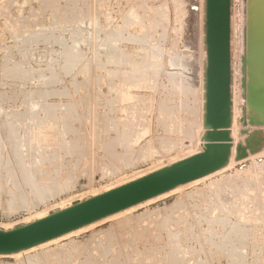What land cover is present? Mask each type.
Returning <instances> with one entry per match:
<instances>
[{"label": "rangeland", "instance_id": "obj_1", "mask_svg": "<svg viewBox=\"0 0 264 264\" xmlns=\"http://www.w3.org/2000/svg\"><path fill=\"white\" fill-rule=\"evenodd\" d=\"M202 19L203 0H0V229L202 151ZM244 28L232 0L225 167L0 264H264V145L234 159Z\"/></svg>", "mask_w": 264, "mask_h": 264}, {"label": "water", "instance_id": "obj_2", "mask_svg": "<svg viewBox=\"0 0 264 264\" xmlns=\"http://www.w3.org/2000/svg\"><path fill=\"white\" fill-rule=\"evenodd\" d=\"M231 8L232 0H203L202 151L115 189L74 202L40 220L10 230L0 229V255L61 237L228 164L233 147ZM244 45L241 58L244 106L239 121L243 127L240 134L246 137L235 146L236 161L255 153L261 148L256 142L264 141L263 133L248 129L264 128V0H245Z\"/></svg>", "mask_w": 264, "mask_h": 264}, {"label": "bare ground", "instance_id": "obj_3", "mask_svg": "<svg viewBox=\"0 0 264 264\" xmlns=\"http://www.w3.org/2000/svg\"><path fill=\"white\" fill-rule=\"evenodd\" d=\"M144 63H145V62H144ZM170 63H171V62H170ZM141 67H142V66H141ZM146 67H147V66H146ZM170 68H171V67H170ZM139 70H140V69H139ZM141 71H142V70H141ZM129 72H130V70H129ZM134 72H135V70H134ZM134 72H133V71L130 72L131 75H132ZM139 73L141 74V73H143V72H140V71H139L138 74H139ZM136 74H137V73H136ZM136 74H135V75H136ZM42 99H43V98H42ZM31 101H32V100H31ZM23 103H24V102H23ZM43 105H44V104H43ZM33 108H34V107H33ZM42 110H43V109H42ZM23 112H24V111H23ZM25 115H26V114H25ZM30 116H31V115H30ZM14 125H15V124H14ZM11 128L13 129L12 126H11ZM12 129H11V132H13ZM13 130H14V129H13ZM252 131H253V130H252ZM260 132H261V131H260ZM197 133L199 134L200 132L198 131ZM262 133L264 134L263 131H262ZM11 134H12V133H11ZM14 135H15V133H14ZM12 139H13V138H12ZM15 139H16V138H15ZM15 139H13V140H15ZM196 139H197V142H198V141H199V137L197 136ZM242 140H243V138H242ZM18 141H19V140H18ZM18 141H17V139H16V142H18ZM256 143H257V144H261V148H262V146L264 145V141H263V143H262V142H261V143L256 142ZM253 144H254V143H253ZM253 144H251V147H253ZM2 146H3V145H2ZM261 148H260V149H261ZM260 149H259V150H260ZM262 149H263V148H262ZM251 150H252V148H251ZM257 151H258V150H257ZM257 151H256V152H257ZM262 151H263V150H262ZM260 152H261V151H260ZM252 154H253V153H252ZM254 154H255V153H254ZM260 154H261V153H259V155H260ZM247 155H248V154H247ZM250 155H251V154L249 153L248 156H250ZM255 156H256V155H255ZM255 156H251V157H255ZM257 156H258V155H257ZM0 157H1V156H0ZM23 166H24V165H23ZM24 167H25V166H24ZM24 167H22V168H24ZM28 168H29V167H28ZM33 190H34V191H39V188L33 186ZM223 210H224V209H223ZM213 219H215V218H213ZM220 219H221V218H220ZM220 219H219V220H220ZM221 220H222V219H221ZM212 221H213V220H212ZM218 222H219V221H218ZM228 222H229V221H228ZM222 223H223V222H222ZM222 223H221V224H222ZM224 223H225V222H224ZM236 225H238V223H237ZM233 227H234V226H233ZM233 227H231V228H233ZM211 228H212V227H211ZM236 228H237V226H236ZM238 228H240V227H238ZM224 229H225V228H224ZM231 230H232V229H231ZM244 230H245V229H244ZM213 231H214V230H213ZM233 231H234V230H233ZM237 231H238V230H237ZM209 232H210V231H209ZM229 232H230V231H229ZM232 233H233V232H232ZM234 233H235V231H234ZM242 233H243V231H242ZM227 234H228V233H227ZM225 235H226V234H225ZM225 235H224V236H225ZM232 235H233V234H232ZM243 235H244V234H243ZM220 237H221V236H220ZM225 237H227V235H226ZM229 237H230V236H229ZM229 239H230V238H229ZM221 240H222V239H221ZM235 240H236V239H235ZM219 241H220V240H219ZM226 241H227V240H226ZM226 241H224V242H226ZM239 241H240V240H239ZM220 242H221V241H220ZM224 242H222V243H224ZM242 242H243V241H242ZM234 245H235V244H234ZM233 247H234V246H233ZM231 248H232V247H231ZM237 248H238V247H237ZM239 249H240V248H238V250H239ZM229 250H230V249H229ZM229 250H228V251H229ZM229 252L231 253L232 251H229ZM235 253H236V252H235ZM235 255H236V254H235ZM238 255H239V254H238ZM229 256H230V255H229ZM240 256H241V255H240ZM243 256H244V255H243ZM235 257H237V256H235ZM240 258H241V257H240ZM231 259H232V258H231ZM237 259H238V258H237ZM243 259H244V258H243ZM232 261H233V259H232ZM238 261H239V260H238ZM238 263H240V262H238ZM230 264H231V263H230ZM232 264H233V263H232ZM235 264H236V263H235Z\"/></svg>", "mask_w": 264, "mask_h": 264}]
</instances>
